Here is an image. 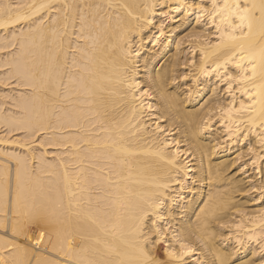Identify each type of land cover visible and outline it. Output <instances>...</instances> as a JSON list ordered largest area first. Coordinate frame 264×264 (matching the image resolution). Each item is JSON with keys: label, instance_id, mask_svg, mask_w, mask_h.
I'll list each match as a JSON object with an SVG mask.
<instances>
[{"label": "bare ground", "instance_id": "bare-ground-1", "mask_svg": "<svg viewBox=\"0 0 264 264\" xmlns=\"http://www.w3.org/2000/svg\"><path fill=\"white\" fill-rule=\"evenodd\" d=\"M0 264H264V0H0Z\"/></svg>", "mask_w": 264, "mask_h": 264}, {"label": "rangeland", "instance_id": "rangeland-1", "mask_svg": "<svg viewBox=\"0 0 264 264\" xmlns=\"http://www.w3.org/2000/svg\"><path fill=\"white\" fill-rule=\"evenodd\" d=\"M30 230L35 234L37 231L36 225H31Z\"/></svg>", "mask_w": 264, "mask_h": 264}]
</instances>
